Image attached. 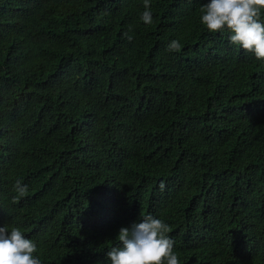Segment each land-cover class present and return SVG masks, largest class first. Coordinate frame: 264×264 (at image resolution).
<instances>
[{
	"label": "trees",
	"instance_id": "16d2710c",
	"mask_svg": "<svg viewBox=\"0 0 264 264\" xmlns=\"http://www.w3.org/2000/svg\"><path fill=\"white\" fill-rule=\"evenodd\" d=\"M207 3L0 0V227L41 264H111L145 215L179 264H264V60Z\"/></svg>",
	"mask_w": 264,
	"mask_h": 264
},
{
	"label": "clouds",
	"instance_id": "9594fccd",
	"mask_svg": "<svg viewBox=\"0 0 264 264\" xmlns=\"http://www.w3.org/2000/svg\"><path fill=\"white\" fill-rule=\"evenodd\" d=\"M145 11L141 15L146 25L153 22L150 0H144ZM201 23L211 33L229 32V41L246 52L253 53L258 60H264V0H210L200 9ZM128 41L133 37L125 33ZM179 41L168 45L169 51L179 52ZM164 185L161 184L163 189ZM13 198L17 203L28 193V186L17 180ZM142 222L130 227H121L118 234L119 245L110 248L107 257L111 264H179L174 251L175 241L167 233L168 224L152 215L141 216ZM36 243L26 238L21 229L0 227V264H41L33 254L37 252Z\"/></svg>",
	"mask_w": 264,
	"mask_h": 264
}]
</instances>
